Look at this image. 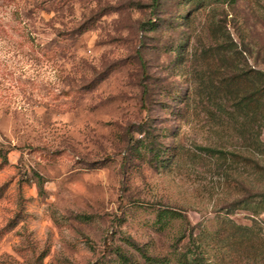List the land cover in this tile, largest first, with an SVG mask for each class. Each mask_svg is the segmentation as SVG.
I'll return each instance as SVG.
<instances>
[{
  "label": "rangeland",
  "instance_id": "obj_1",
  "mask_svg": "<svg viewBox=\"0 0 264 264\" xmlns=\"http://www.w3.org/2000/svg\"><path fill=\"white\" fill-rule=\"evenodd\" d=\"M225 9L264 70V0ZM223 16V0H0V264H264L223 245L228 218L264 235V151L255 167L204 148L247 150L208 114Z\"/></svg>",
  "mask_w": 264,
  "mask_h": 264
},
{
  "label": "trees",
  "instance_id": "obj_2",
  "mask_svg": "<svg viewBox=\"0 0 264 264\" xmlns=\"http://www.w3.org/2000/svg\"><path fill=\"white\" fill-rule=\"evenodd\" d=\"M226 2L228 4H225ZM235 2L236 0H223V30L217 29L212 33L214 44L211 47L212 57H209L223 62V73L217 83L212 82V87L209 86L207 100L210 105L216 107V110H208V114L212 121L223 126V131L225 129L236 131L238 137L245 141L247 152L229 151L224 147L216 146L204 148L212 155L218 153L219 157L230 159L233 163L241 162L244 165L259 167L255 155L264 151V141L261 139V133L264 131V70L249 65L250 49L240 44L228 28L225 8L227 5L232 7ZM207 55L208 52L204 56ZM214 83L217 86H214ZM218 92L223 93V100L227 101L228 108H225L224 102L222 104L220 101ZM153 144L149 136L144 134L134 142L132 148L139 153V156H149L155 152ZM141 147L146 148L144 154L140 150ZM241 184L246 189L243 181ZM257 196L264 201V190ZM251 197L250 193L245 194L237 203L248 206L253 202ZM223 231L227 233L223 238V245L234 249L237 244L245 243L255 253L264 257V235L252 226L238 224L228 218L223 220ZM183 261L184 264H203L198 261L190 262L188 258H184Z\"/></svg>",
  "mask_w": 264,
  "mask_h": 264
}]
</instances>
